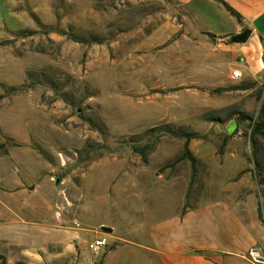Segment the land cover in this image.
<instances>
[{"label":"rangeland","instance_id":"374dc122","mask_svg":"<svg viewBox=\"0 0 264 264\" xmlns=\"http://www.w3.org/2000/svg\"><path fill=\"white\" fill-rule=\"evenodd\" d=\"M178 13L174 0H0V198L46 196L85 264L249 177L264 218V137L251 135L264 77L216 89L178 43ZM99 224L112 233L96 258ZM33 229L0 226V264H65Z\"/></svg>","mask_w":264,"mask_h":264},{"label":"crops","instance_id":"0c3cea01","mask_svg":"<svg viewBox=\"0 0 264 264\" xmlns=\"http://www.w3.org/2000/svg\"><path fill=\"white\" fill-rule=\"evenodd\" d=\"M174 2L179 9L178 43L192 42L193 51L205 58L206 66L200 69H208L210 84L224 91L235 86L237 81L230 77L233 67L241 71L242 77L262 84L264 0ZM189 21L191 24L187 25ZM243 28L250 30L246 43H224L226 38ZM250 180V177L246 179L247 183L238 189L220 192L222 196L199 198L178 215L155 219L149 225L146 244L120 242L103 255L99 264H251L247 260L250 248L264 253V218L257 207L254 183ZM9 182L7 180L5 186ZM14 194L0 198V226L34 225V235L53 237L47 245H38L40 255L44 252L42 248L49 246L53 250V261L85 264L83 259H76L79 255L75 240L78 235L63 231L64 228L59 226L63 220L55 216L46 196L42 193L34 196L35 190L27 193L24 189ZM13 198H25L26 201L16 199L19 202H14ZM42 226L47 228L42 229L43 234L40 233ZM26 229L23 232L29 231ZM94 235L97 240L110 234L95 232Z\"/></svg>","mask_w":264,"mask_h":264},{"label":"built area","instance_id":"2783aa9c","mask_svg":"<svg viewBox=\"0 0 264 264\" xmlns=\"http://www.w3.org/2000/svg\"><path fill=\"white\" fill-rule=\"evenodd\" d=\"M233 81H239L242 79V73L239 70L231 71L230 75ZM58 209V206H56ZM73 225L75 227H79L77 222H74ZM107 242L104 238L94 240L92 243L88 244V249L93 257H97L100 254L102 248L106 247ZM247 260L251 264H264V253H261L256 248H250L247 253Z\"/></svg>","mask_w":264,"mask_h":264},{"label":"trees","instance_id":"16d2710c","mask_svg":"<svg viewBox=\"0 0 264 264\" xmlns=\"http://www.w3.org/2000/svg\"><path fill=\"white\" fill-rule=\"evenodd\" d=\"M161 132L164 133H168L171 135H175L174 131H172L171 129H169L167 126L164 127H160ZM251 135H260L262 137H264V100H262L261 102V106L259 109V113L257 115L256 120L254 121L253 125H252V129H251ZM185 139V145H184V149H185V157H189L190 161L193 162V159L190 156V153L188 151V147L187 144L188 142L195 138L192 135H185L183 137ZM3 260V257H0ZM2 264H5L4 261Z\"/></svg>","mask_w":264,"mask_h":264},{"label":"water","instance_id":"95a60500","mask_svg":"<svg viewBox=\"0 0 264 264\" xmlns=\"http://www.w3.org/2000/svg\"><path fill=\"white\" fill-rule=\"evenodd\" d=\"M249 36H250V30H248L246 28H243V29H241V31L239 33H237L235 35H231L230 37L226 38L224 40V43L225 44H233V43H235V44H244L248 40ZM229 130H232V125L229 128ZM55 184L58 185L59 184V180H56ZM101 231L103 233H106V234H111L112 233L111 229L104 228V227L101 228Z\"/></svg>","mask_w":264,"mask_h":264}]
</instances>
